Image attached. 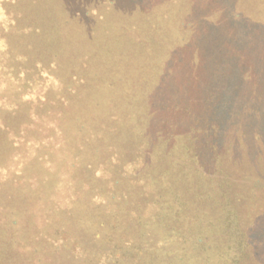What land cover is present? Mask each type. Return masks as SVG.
I'll use <instances>...</instances> for the list:
<instances>
[{
    "label": "trees",
    "instance_id": "obj_1",
    "mask_svg": "<svg viewBox=\"0 0 264 264\" xmlns=\"http://www.w3.org/2000/svg\"><path fill=\"white\" fill-rule=\"evenodd\" d=\"M169 2L164 17L169 35L148 46L155 69L166 55L169 87L163 89L159 79L147 112L140 110L138 130L126 141L110 131L117 120L111 109L93 107L105 118L96 127L93 115L87 119V111L75 110L79 102L72 104L69 97L75 88L67 84L73 72L62 78L57 61H44L42 55L11 59L12 46L4 43L0 131L11 130L9 119L19 114H39L41 131L48 130L19 135L18 129L6 162L0 164V264L249 263L246 250L253 243L240 229L264 225V209L249 211L246 203L251 179L264 183V177L250 162L254 172L244 164L249 153H264V0ZM152 9L147 7L146 15H153ZM151 15L144 24L154 36L164 18L155 22ZM133 31L137 29L129 21L122 27L123 48L132 44L124 37ZM140 44L130 64H145L144 41ZM30 58L36 59L31 66ZM52 95L56 99L49 101ZM54 105L65 115L74 113L77 151L65 150V123L49 119ZM55 151L58 157L51 163ZM31 155L37 157V172L24 164ZM227 163L246 172L248 195L239 204L234 201L241 192L224 170ZM187 209L192 216L203 212L196 224L193 217L187 219L185 227L181 211ZM177 210L181 213L174 221L166 219L167 212ZM77 213L83 224L71 231L70 219ZM248 213L253 217L245 218ZM244 218L248 225L240 228ZM205 232L221 236L211 241ZM198 251L209 254L203 262ZM8 252L16 262L1 259Z\"/></svg>",
    "mask_w": 264,
    "mask_h": 264
},
{
    "label": "rangeland",
    "instance_id": "obj_2",
    "mask_svg": "<svg viewBox=\"0 0 264 264\" xmlns=\"http://www.w3.org/2000/svg\"><path fill=\"white\" fill-rule=\"evenodd\" d=\"M147 7H153V15H150L157 22L161 17L164 18L169 11L170 2L169 0H115L112 4L111 0H0V44L3 46L0 53L4 51L7 53L5 43L7 47L12 46L10 56L26 55L29 58V56L38 55L41 59L42 55L44 61H49V59L57 61L55 63L62 68L59 70L62 78L65 76L68 79L73 72L74 77L68 79L67 84L75 88V92H72V95L69 96L73 98V102L71 99L72 104L76 105L79 102L75 110L87 111V119L90 114L91 117L93 115L97 119L96 127L98 123L102 124L105 118H103V113L100 116L97 114L98 110L93 111V107L98 104L96 109H111L117 120L111 123L112 129L110 131L126 141L129 137L135 135L138 130V117L142 114L140 110L147 112L151 92L154 88L159 87V79L162 80L163 89L169 87L171 79L166 55L163 54L158 69L150 64L149 44L154 38L168 37L170 31L166 26L167 20L164 18L161 21L164 23L157 28L158 32L153 36L151 26L148 28L149 25L144 24V18L151 19L150 15H146ZM138 13L143 17L138 16ZM129 15L134 19L132 17L131 19ZM125 20L126 23L128 21L132 23L137 31L131 32L130 37H124L130 40L132 44L123 48L124 40L121 36V29L126 25ZM140 20H142V23ZM142 41H144L145 64H142V66L135 63L130 64L129 61L137 57ZM11 59H13L12 56ZM31 60L36 61V59L30 58V66ZM47 65L49 63L44 64V66ZM15 69L18 70V67L16 66ZM55 71L60 78L56 69ZM127 91L136 96H129ZM61 96L63 95L61 94ZM48 99L52 101L56 98L52 95L48 96ZM58 101H56L57 104ZM130 105L132 106L129 107ZM56 106L60 108L59 105ZM58 112L59 109H56L54 105L47 115L52 123L58 120L65 123L63 126L67 138L65 150L77 151L79 147H76L73 133L79 129L76 123L72 122L74 113L67 112V115H65L63 110L62 113L59 112L60 115ZM78 113L83 114V112ZM35 116L37 118L19 114L18 117L9 119L11 124L7 123L10 124L7 127L11 130L0 131V164L6 162L10 150H12L10 143L13 141V135L18 129H20L19 135H33L41 131L38 124L39 114ZM78 116L80 115L78 114ZM115 118L111 119L115 120ZM144 118H146L145 115ZM89 123L87 120V133H91L88 129ZM46 130L48 129L43 128L41 133L46 132ZM52 134V131H50L47 135L53 139ZM113 134L109 133L108 136ZM130 148L132 147L130 146ZM89 151L87 149V154ZM40 153L44 154L45 152ZM55 156L58 157L57 151L51 153L49 158L51 163L55 162ZM230 156H232V153H230ZM36 159L37 157L31 155L23 160L24 164L32 168L33 172L39 171ZM249 162L254 166L257 173H262L264 177V153H249L244 164L252 167ZM224 170L230 171L229 174L231 173L232 178H234L233 183L238 188L237 190L241 192V195L234 201L235 204H239L241 199L246 198L248 195L247 179L244 177L246 172L240 171V166L233 163H227ZM258 186L261 187L258 188ZM250 187L252 190L249 192L250 196L246 202L249 211H253L254 208L264 209V203H262V196H264L263 181L257 180L256 183V179L253 177L250 181ZM181 212L184 213L181 225L187 227L185 225L187 219L193 217L191 223L196 224L203 210L194 211V216L190 214L191 210L189 209L186 212ZM181 212L178 210L176 213L167 212L166 219L174 221L177 213ZM77 214L70 219L73 223L71 231L76 230L78 224H83L81 219L83 217ZM248 216L253 217L251 213H248L245 218ZM201 220L203 221V219ZM245 221L240 228L248 225L246 219ZM66 228L70 229L68 226ZM240 231L245 233V237L249 239L251 244L253 243V247L250 246V249L247 248L246 250L245 263L264 264V225L262 228H254L253 231L248 229H240ZM73 234L76 235V232ZM209 234V240L211 241H214L213 236L218 239L221 236L219 233L205 232V237ZM254 242L256 243L254 244ZM208 255L207 251H198L196 256L203 262ZM5 257H13L15 258L14 261H17L16 255L12 252L2 255L1 259Z\"/></svg>",
    "mask_w": 264,
    "mask_h": 264
}]
</instances>
